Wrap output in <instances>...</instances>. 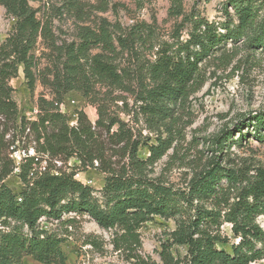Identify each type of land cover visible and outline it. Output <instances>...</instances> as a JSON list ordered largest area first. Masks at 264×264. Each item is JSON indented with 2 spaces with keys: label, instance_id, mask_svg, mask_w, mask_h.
<instances>
[{
  "label": "trees",
  "instance_id": "1",
  "mask_svg": "<svg viewBox=\"0 0 264 264\" xmlns=\"http://www.w3.org/2000/svg\"><path fill=\"white\" fill-rule=\"evenodd\" d=\"M38 1L0 0L15 21L13 33L0 46V119L17 120L18 106L9 82L22 68L29 88L34 90L38 78L33 51L39 39L46 40L48 49L57 55L43 80L53 99L40 98L37 120L23 118L22 128L34 136L37 154L65 160L78 156L84 164L100 162L107 174L104 202L94 196L92 187L77 181L74 173L35 174V166L43 159L27 156L20 167V192L3 183L12 170L0 173V264H25L27 258L38 264H68L62 248L68 236H60L40 220L63 224L64 215L72 213L88 215L104 230H116L114 250L135 260V264H146L138 254L140 230L157 218L175 222L170 240L160 253L163 264H264V230L258 223L264 216V168L248 176L223 167L215 159L192 178L187 189L175 190L145 174L148 166L171 149L172 138H160L156 146L148 144L151 156L142 161L138 158L140 143L134 142L125 123L108 116L102 105L98 106L95 128L84 112H78L77 125L71 126V119L61 111L67 94L78 92L91 99L100 86L134 95L147 119L154 124L164 122L165 126L175 107L189 99L203 62L226 60L228 43L243 41L251 50L264 52V0H227L229 21L223 24L186 14L184 0H169V15L182 18V25L190 26L189 39L177 37L173 43L160 44L152 58L142 54L143 47L155 41L153 29L146 24L126 32L120 25L103 20L95 29L81 27L77 42L58 46L31 5ZM132 1L141 6L147 0ZM150 47L156 48L153 44ZM123 58L130 63L123 65L119 61ZM254 121L259 128L264 127V117L257 116ZM115 127L117 131L111 133ZM96 128L105 130L108 140H103ZM228 138L216 143L221 154ZM121 144L124 154L130 155L129 164L122 171L113 166L104 168L108 147L113 150ZM227 223L239 240L230 250L217 246L231 242L221 234V227ZM87 243L101 248L95 239ZM174 246L187 248L183 260L172 254Z\"/></svg>",
  "mask_w": 264,
  "mask_h": 264
},
{
  "label": "rangeland",
  "instance_id": "2",
  "mask_svg": "<svg viewBox=\"0 0 264 264\" xmlns=\"http://www.w3.org/2000/svg\"><path fill=\"white\" fill-rule=\"evenodd\" d=\"M31 5L37 11L40 22L51 30L58 46L77 42L81 27L95 29L103 20L120 25L126 32L135 25L150 26L155 38L152 44L156 48L151 50L149 42L143 47L142 54L147 58L153 57L160 44L173 43L177 37L182 41L189 39L190 26L182 25V18L169 15V0H147L141 6L132 0H39ZM184 7L186 14H196L215 24L229 21L226 17L227 0H184ZM229 12L237 22L232 8ZM14 24V19L0 5V46L13 33ZM48 45L46 40L39 39L33 51L38 78L34 90L29 88L22 68L18 76L9 82L13 89L12 97L18 106V118L9 122L0 119V173L12 170L3 183L14 192H20L23 188L20 167L27 156H34L43 159L35 166V174L48 171L74 173L77 181L94 189V196L102 204L107 174L100 162L84 164L78 156L65 160L37 154L34 136L22 128L23 118L31 122L37 120L40 98L53 99L51 89L43 84L49 74L47 68L57 58ZM227 53L226 56H229L224 62L220 58L203 62L200 78H197L189 99L175 107L174 118L166 120L165 126L164 122L154 124L148 120L134 95L100 86L91 99L78 92L67 94L61 111L69 116L71 126L77 125L78 112H84L95 128L99 120L98 106L102 105L108 116L125 123L133 141L140 143L138 158L142 161L151 156L150 145L156 146L160 138H172L171 149L153 166H148L145 174L175 190L187 189L192 178L208 168L215 159L225 168L253 176L256 169L264 168V139L258 138L264 136V127L259 128L254 121L257 116L264 117V52L251 50L242 41L228 43ZM119 61L123 65L130 63L124 58ZM115 131L116 127L111 133ZM96 132L103 140H108L105 130L96 128ZM230 135L232 137L228 138ZM225 137L228 139L221 154L216 150V143L224 141ZM123 146H117L114 151L108 147L104 168L113 166L116 171H122L129 164L130 155L124 154ZM73 218L74 223L68 224ZM63 220V224L47 223L46 219L41 223L62 237L68 236L62 246L68 264H135V260H129L125 254L114 250L112 242L116 230L102 229L88 215L65 214ZM258 223L264 230V216L258 218ZM174 229L173 220L157 218L140 230L141 248L138 254L146 264H163L160 253ZM221 234L230 238L231 242L228 245L218 244L219 248L230 250L231 245L239 241L233 237L231 224H224ZM88 239L99 241L101 248L87 243ZM171 252L183 260L187 248L174 246ZM25 264L38 263L27 258Z\"/></svg>",
  "mask_w": 264,
  "mask_h": 264
},
{
  "label": "built area",
  "instance_id": "3",
  "mask_svg": "<svg viewBox=\"0 0 264 264\" xmlns=\"http://www.w3.org/2000/svg\"><path fill=\"white\" fill-rule=\"evenodd\" d=\"M32 157H34V156H32ZM72 214H73V213H72ZM44 219H45V218H42L40 221L42 222Z\"/></svg>",
  "mask_w": 264,
  "mask_h": 264
}]
</instances>
